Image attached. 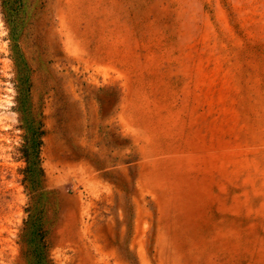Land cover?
Listing matches in <instances>:
<instances>
[{"label": "rangeland", "instance_id": "374dc122", "mask_svg": "<svg viewBox=\"0 0 264 264\" xmlns=\"http://www.w3.org/2000/svg\"><path fill=\"white\" fill-rule=\"evenodd\" d=\"M28 208L49 264H264V0H0V264Z\"/></svg>", "mask_w": 264, "mask_h": 264}, {"label": "trees", "instance_id": "16d2710c", "mask_svg": "<svg viewBox=\"0 0 264 264\" xmlns=\"http://www.w3.org/2000/svg\"><path fill=\"white\" fill-rule=\"evenodd\" d=\"M6 3L7 0H3ZM29 97V90L27 92L19 93L18 99L19 104ZM25 117L23 115L22 129L27 131L23 135V144L20 147L21 158L25 161L26 167L23 170L24 177L22 182L26 185V182L29 184L30 188H34L36 183L35 176L39 175L44 176V171L41 167V158H40V147L42 143L43 123L42 120L36 121L32 117L31 122H27V114ZM30 127V128H29ZM30 131V134H28ZM29 135V136H28ZM132 162V161H128ZM27 218L24 221V227L22 228L21 242H23V247H25L27 252L31 253L33 262L37 260L38 264H49L47 258V242L45 239V229L40 219L35 218V215L32 213L31 209H26Z\"/></svg>", "mask_w": 264, "mask_h": 264}]
</instances>
